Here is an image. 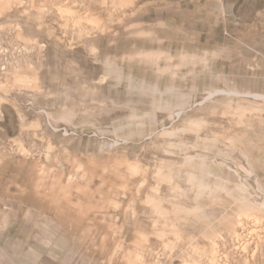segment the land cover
Here are the masks:
<instances>
[{
    "label": "rangeland",
    "instance_id": "374dc122",
    "mask_svg": "<svg viewBox=\"0 0 264 264\" xmlns=\"http://www.w3.org/2000/svg\"><path fill=\"white\" fill-rule=\"evenodd\" d=\"M0 264H264V0H0Z\"/></svg>",
    "mask_w": 264,
    "mask_h": 264
}]
</instances>
